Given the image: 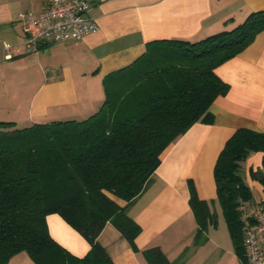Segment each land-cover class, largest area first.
<instances>
[{
	"label": "trees",
	"instance_id": "1",
	"mask_svg": "<svg viewBox=\"0 0 264 264\" xmlns=\"http://www.w3.org/2000/svg\"><path fill=\"white\" fill-rule=\"evenodd\" d=\"M231 29L202 39L169 38L146 43L127 67L103 79L99 109L83 119H54L19 127L0 121V264L25 251L35 264H113L98 242L112 222L133 242L140 230L125 206L143 190L162 153L197 120L210 123L209 106L228 90L216 66L244 49L264 29V9ZM216 157L217 201L241 264L245 212L251 200L243 183L247 156L262 152L264 132L240 127ZM253 175L264 185V173ZM200 228L216 223L208 203L189 196ZM56 213L90 244L82 257L54 241L46 215ZM149 264H172L158 247L143 249Z\"/></svg>",
	"mask_w": 264,
	"mask_h": 264
},
{
	"label": "crops",
	"instance_id": "2",
	"mask_svg": "<svg viewBox=\"0 0 264 264\" xmlns=\"http://www.w3.org/2000/svg\"><path fill=\"white\" fill-rule=\"evenodd\" d=\"M47 1L0 0V121L19 127L93 114L103 102L104 77L127 67L149 41L202 39L264 9V0H89L95 32L27 52L17 13L37 16ZM4 43L10 44V57L5 56ZM215 73L228 90L208 107L212 121L197 120L166 147L143 190L130 202L115 198L140 230L131 242L114 223L106 222L96 239L113 264H149L143 249L150 247H158L172 264H241L226 221L223 239L209 231L201 233L203 237L198 234L189 196L193 190L210 210L220 209L213 170L223 144L240 127L264 132V29L216 66ZM261 155H248L241 169L251 192L244 207L248 214L264 207V185L253 175L257 170L264 173ZM46 223L54 241L71 254L82 257L90 249L82 234L58 214L46 215ZM8 264L35 262L20 251Z\"/></svg>",
	"mask_w": 264,
	"mask_h": 264
},
{
	"label": "built area",
	"instance_id": "3",
	"mask_svg": "<svg viewBox=\"0 0 264 264\" xmlns=\"http://www.w3.org/2000/svg\"><path fill=\"white\" fill-rule=\"evenodd\" d=\"M89 0H48L37 16L20 12L22 32L27 52H38L50 43L65 40H80L98 28L89 15ZM6 57L10 48L4 43ZM253 223H245L243 235L242 264H264V207L257 206Z\"/></svg>",
	"mask_w": 264,
	"mask_h": 264
},
{
	"label": "rangeland",
	"instance_id": "4",
	"mask_svg": "<svg viewBox=\"0 0 264 264\" xmlns=\"http://www.w3.org/2000/svg\"><path fill=\"white\" fill-rule=\"evenodd\" d=\"M215 216H216V223L211 224V228L209 227V225L204 229V231L202 232V234H206L207 231L211 232V235H213L214 237H218L220 236L222 239L224 237V233H226V224L224 222V218H223V214L221 212L220 209L218 208H213ZM210 224V223H209ZM201 234V235H202ZM223 234V235H222ZM202 235V237H203Z\"/></svg>",
	"mask_w": 264,
	"mask_h": 264
}]
</instances>
